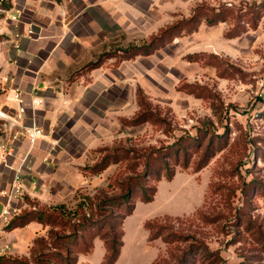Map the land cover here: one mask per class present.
I'll return each mask as SVG.
<instances>
[{"label":"rangeland","instance_id":"obj_1","mask_svg":"<svg viewBox=\"0 0 264 264\" xmlns=\"http://www.w3.org/2000/svg\"><path fill=\"white\" fill-rule=\"evenodd\" d=\"M118 5L111 10L115 18L103 19L96 35V60H103L96 85L87 74L81 82L96 92L95 107L83 114H88L87 127L76 125L59 142L73 159L65 165L63 201L47 208L61 212L67 225H49L28 264H60L55 254L67 248L76 257L80 245L70 224L86 217L95 227L104 214V198L120 193L117 181L131 174L126 161L98 174L90 169L103 148L161 147L182 135L200 140V146L188 148L189 168L178 165L172 181L150 180L158 195L139 211L168 226L162 232L169 242L159 239L156 264H264V249L248 229L253 222L264 230V0H126ZM173 26L178 28L152 54L121 59V49L149 43L152 35ZM83 71L77 68L69 78L76 82ZM140 98L156 119L129 125L126 120L141 109ZM209 143L216 153L195 171ZM124 208L116 207L115 214L121 216ZM64 236L70 237L59 240ZM140 244L144 257L156 255L155 245Z\"/></svg>","mask_w":264,"mask_h":264},{"label":"crops","instance_id":"obj_2","mask_svg":"<svg viewBox=\"0 0 264 264\" xmlns=\"http://www.w3.org/2000/svg\"><path fill=\"white\" fill-rule=\"evenodd\" d=\"M125 1L12 0L11 7L22 15L17 22H0L4 31L0 36V76L9 74L12 78L4 83L9 89L0 94V109L10 114L16 112L18 102L11 89L19 88L25 100L24 123L40 125L45 136L32 146L22 135L13 142L11 154L0 152V201H4L1 192L11 187L18 173L28 188L27 197L40 206L49 208L63 201L68 182L65 165L73 158L65 154L67 146L59 142L63 132L87 123L83 118L88 114H83L96 105V92L81 83L89 76L90 85L95 86L96 68L77 72L81 77L76 82L69 75L96 61V35L102 30L101 22L115 18L111 10ZM31 27L34 34L29 36ZM92 116L95 117L94 111ZM86 127L82 126V130ZM6 141L7 137L0 132V143ZM33 182H37V187ZM157 195L158 191L155 198ZM152 202L137 201L133 213L124 219L123 246L114 264H153L158 259L162 242L150 240L145 226L156 217L139 215L141 207ZM47 229L37 221L12 230L0 223V257L29 258L37 239L45 237ZM140 243L155 245L156 255L145 258ZM105 254V242L97 237L91 251L78 255L76 264H102Z\"/></svg>","mask_w":264,"mask_h":264},{"label":"trees","instance_id":"obj_3","mask_svg":"<svg viewBox=\"0 0 264 264\" xmlns=\"http://www.w3.org/2000/svg\"><path fill=\"white\" fill-rule=\"evenodd\" d=\"M209 17L210 16L207 17L208 21L210 23L213 22L214 18ZM177 28L178 26H173L166 31L163 30L159 35H152L151 41L144 45H133L129 48L121 49V59L129 60L137 55L152 54L156 49L163 45L164 37L171 35ZM102 64L103 60L101 59L91 61L84 67V70L91 71L95 68L101 67ZM140 103V111L129 120H126L129 125L137 126L156 119V114L152 110L147 108L145 109L146 102L143 98H140ZM159 120L163 121L162 119ZM198 145L200 146L199 137L182 135L172 144L161 147L149 145L142 148L116 147L112 150L107 147L103 148V155L90 168L94 174L101 173L111 164L123 161L128 163L127 167L130 169L131 174L125 178H120L117 181L120 187V193L118 195L110 197L107 196L104 198V202L100 204L101 211L104 214L99 219L95 227H93L94 224L87 223L88 221L86 217L79 219L77 224H70V226L74 227V237L72 238L78 242V245H80L78 255L80 253H87L91 251L94 239L99 237L104 240L106 246V254L102 264H114L118 260L123 246L124 219L133 213L137 201L148 203L155 199L157 185L150 184V180H155L156 182H160L163 178L169 181L173 180L176 174V167L178 165H182L184 168H189L190 166L191 159L189 157L188 148ZM211 147L212 144L209 143V146L205 148L199 160L194 163L195 171L203 169L215 155L216 152ZM140 167H142V170H139ZM257 190L258 188H256V191ZM26 201L32 206V200L27 196ZM38 206H40L39 203L36 205V208H31L29 210H27L28 208L24 209L5 227L6 230L25 227L33 221L40 222L45 226H49L51 224L67 225V222L62 219L61 212L57 213L54 211L51 213L50 211L52 210H49L46 206H41L40 208H38ZM116 207H125L121 216L115 214L114 210ZM107 209L111 210H108L107 212ZM116 219L117 222L120 221L119 223L121 224V228L119 229L117 227L118 224L116 223ZM160 219L161 218L156 217L146 222L145 226L150 233L149 239H161L163 242H169V236H164L162 232V230L167 229L168 226L160 224ZM248 229L252 231L255 241L264 249V230L262 227L257 223L252 222L248 226ZM88 231L94 232L90 234L91 232ZM78 233H81L82 236L80 237ZM68 237L70 236H64V238L61 237L59 240L66 239ZM42 241L43 240L40 238L37 239L36 243L39 244ZM65 252V254L63 252L55 254V256L59 258L61 262L60 264H76L78 261V255L71 258L69 256L68 248ZM156 263L157 260L153 264ZM0 264H28V262L26 257L8 258L6 256H1Z\"/></svg>","mask_w":264,"mask_h":264},{"label":"built area","instance_id":"obj_4","mask_svg":"<svg viewBox=\"0 0 264 264\" xmlns=\"http://www.w3.org/2000/svg\"><path fill=\"white\" fill-rule=\"evenodd\" d=\"M12 0H0V22H17L22 12L14 11L11 7ZM4 34V31L0 28V36ZM34 34V29L31 27L28 30V35L32 36ZM12 78L9 74L0 76V94H5L8 89L4 83H9ZM13 99L18 102V107L14 114H10L2 109H0V132L2 135L7 137L5 143H0V152L3 155L11 154L13 151V142L17 140L20 136L24 135L33 146L40 139L45 136V131L40 125L33 123L27 125L24 123V117L26 113V107L24 105V94L19 88H12ZM33 186L37 187V182H33ZM29 191L26 187L23 178L20 173L17 174L11 187L2 191L1 195L4 198L2 212L0 214V223L6 227L12 219L19 215L25 208H36V206H31L26 201V196ZM25 204L23 208L20 204Z\"/></svg>","mask_w":264,"mask_h":264},{"label":"water","instance_id":"obj_5","mask_svg":"<svg viewBox=\"0 0 264 264\" xmlns=\"http://www.w3.org/2000/svg\"><path fill=\"white\" fill-rule=\"evenodd\" d=\"M2 208H3V203H2V201H0V214L2 212Z\"/></svg>","mask_w":264,"mask_h":264}]
</instances>
